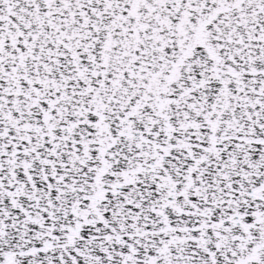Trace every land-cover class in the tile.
<instances>
[{"label":"snow or ice","instance_id":"snow-or-ice-1","mask_svg":"<svg viewBox=\"0 0 264 264\" xmlns=\"http://www.w3.org/2000/svg\"><path fill=\"white\" fill-rule=\"evenodd\" d=\"M0 264H264V0H0Z\"/></svg>","mask_w":264,"mask_h":264}]
</instances>
